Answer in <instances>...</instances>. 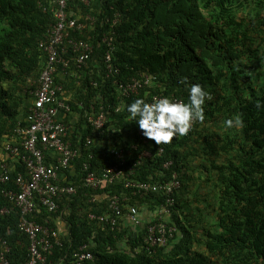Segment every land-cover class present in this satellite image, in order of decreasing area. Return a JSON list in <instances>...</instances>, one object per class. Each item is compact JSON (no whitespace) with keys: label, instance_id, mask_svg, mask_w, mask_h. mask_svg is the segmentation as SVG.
<instances>
[{"label":"trees","instance_id":"trees-1","mask_svg":"<svg viewBox=\"0 0 264 264\" xmlns=\"http://www.w3.org/2000/svg\"><path fill=\"white\" fill-rule=\"evenodd\" d=\"M97 2V7L92 6L94 0L88 6L70 2L84 24L72 35L94 46L74 97L64 95L73 114L63 121L81 155L72 162L76 175H70L69 168L59 178L79 187L59 203L56 213L40 207L39 214L30 216L39 223L48 216L52 225L56 218L65 222L67 234L49 259L68 264L79 246L91 242L93 260L86 264H264V0ZM87 16L93 17V24ZM53 23L48 0H0V163H13L2 144L17 127L27 125L30 92L45 61L40 44L48 43ZM103 33L113 38L112 62L119 69L115 79L126 82L148 74L154 77L153 85L137 95L119 93L114 78L103 71L102 56L108 50L100 42ZM63 83L71 92L69 83ZM193 83L201 84L211 99L204 104V122H194L188 135L157 145L130 122L126 104L156 94L187 102ZM90 104L95 110L105 104L110 121L101 131L86 126ZM234 115L242 117L243 127L225 128V119ZM87 135L95 140L89 147L83 145ZM119 149L126 161L124 173L127 165L139 160L132 179L161 181L176 173L181 187L167 221L180 234L169 246L146 249V225L111 228L88 218L90 212H104L114 196L123 206L149 210L164 203L158 193L132 195L123 180L97 191L82 186V163L100 172L116 161L114 151ZM168 160L171 163L163 167ZM21 169L15 161L9 180L0 182V238L10 246L12 264L26 259L28 239L17 227L19 212L3 194L15 188L13 178ZM2 208L9 212L2 213Z\"/></svg>","mask_w":264,"mask_h":264},{"label":"built area","instance_id":"built-area-1","mask_svg":"<svg viewBox=\"0 0 264 264\" xmlns=\"http://www.w3.org/2000/svg\"><path fill=\"white\" fill-rule=\"evenodd\" d=\"M70 0H49L50 11L53 13L54 24L52 25L48 43L41 44L47 56V67L42 72L37 88L32 90L31 101L26 112L27 125L17 127L9 140L4 141L2 150L6 155L19 162L22 169L13 178L14 189L4 191V197L11 204V209L19 211L18 229L27 236L28 245L26 259L17 264H53L49 259L55 246L61 245V236L55 224L50 223L51 216H48L43 223L30 218L34 213L39 214V208H44L49 214L56 213L59 203L72 194L76 193L77 187L70 180L60 182V173L71 168V174L76 172L72 167L74 162L81 155V147L74 145L70 138V126L62 118H58V113L63 115L72 113L68 103L62 97L63 86L56 83L51 77L55 64L61 65V71L67 70L74 65L81 69L87 65L93 46L90 42L76 39L71 32L77 30L81 32L84 24L79 22V17L74 16L73 9H69ZM84 5H88L90 0H78ZM90 24H93V17L87 16ZM101 42L108 50L104 55V67L108 77L112 76L113 84L121 95H137L146 86L154 84V77L148 74H140L139 78L132 77L123 82L115 79L119 73L118 67L112 62V41L110 34L104 33ZM91 84L96 86V82ZM146 95L149 93L145 90ZM162 94L152 95V97ZM175 98V97H173ZM182 100L181 98H175ZM83 106V103L79 104ZM105 104H100L95 110L92 104L85 111L87 125L94 131H101L105 124L110 121V117L104 111ZM119 108L116 109L118 111ZM109 128V126L107 127ZM140 134L141 130L139 129ZM14 141V143H12ZM95 142L91 135L85 137V147H89ZM158 152H162L159 148ZM116 161L100 172L90 170V164L83 162L80 173L82 183L85 187L98 190L105 184L116 180H123L126 188H131L132 195L136 193H158L163 196L164 203L158 206L146 221V234L144 242L145 248L151 250L156 247H167L178 235V230L174 225H168V217L171 213V206L175 203V191L180 187V182L176 174L170 179L161 181H144L130 178L135 175L136 166L133 163L127 165L126 173L123 166L126 161L123 158L122 149L115 150ZM141 154L139 157H142ZM92 155L89 154V158ZM49 160L46 163L45 160ZM140 159V158H139ZM169 164L166 162L164 166ZM14 169V165L6 162L0 164V181L7 182L9 175ZM73 172V173H72ZM76 175V174H74ZM66 178H64L65 180ZM94 201V200H93ZM123 208H127L123 210ZM2 213H8L9 209L2 208ZM136 205H125L120 203L118 196L110 198L106 203L105 211L100 214L89 213L88 218L98 224L117 228L124 224L123 221L130 222L135 228H141L142 219ZM89 244H92L89 242ZM89 244L79 246L73 253L68 264H86L92 262L93 254L89 250ZM10 246L6 240L0 238V264H12L9 258Z\"/></svg>","mask_w":264,"mask_h":264},{"label":"clouds","instance_id":"clouds-1","mask_svg":"<svg viewBox=\"0 0 264 264\" xmlns=\"http://www.w3.org/2000/svg\"><path fill=\"white\" fill-rule=\"evenodd\" d=\"M74 1L83 4L82 2H80L78 0H74ZM70 2H71V0L68 3L69 9L72 8V6H70ZM89 4H90V1H89ZM88 5H84V6H88ZM49 10H50V6H49ZM72 12H73L74 16H77L80 19V16H81L80 13H75L74 10ZM52 15H53V13H52ZM71 34H72V32H71ZM102 35H101V37H102ZM73 37H75V36H73ZM75 38L76 39H82L84 41L89 42L88 40L83 39V38H79V37H75ZM100 42H101V40H100ZM102 44L104 45L105 48H107L104 43H102ZM92 46H93V44H92ZM40 48L45 55V61H44V65H43L42 69L39 70L38 77L36 78L37 84H36L35 89L37 88V85H38V82H39V79H40L42 72L47 67V56H46V53L43 51L41 44H40ZM93 48H94V46H93ZM106 51L107 50H105V52L102 56V66H103V71L105 74H106V72H105L103 59H104V55H105ZM111 51H113V50H111ZM111 55H112V53H111ZM89 63H90V58L87 61V65L85 67L78 69L74 65H71V67L67 70V72L61 71V65H59V64L54 65V68L52 69V72H51V77L53 78L54 82L62 84L63 91H64L62 94V97L64 99H65L64 95L67 97V94H69L70 92L67 91L66 88H64L63 82H65V83L68 82L70 87L72 88V91L76 92V86H79L80 80L83 78V75L86 73L85 69L90 67ZM94 66L97 67V65H94ZM56 79L60 80L61 82H57ZM183 83L187 84V78H185ZM187 91H188L187 102L182 101V100H177V99L170 97V96H167V95L152 97L151 100H148L147 97L145 96L144 98H136L133 102H131L130 104H126L124 107L130 116V122L135 121V123L137 124V126L141 130V133L144 137L154 141L157 145L168 144L173 140L174 137H180V136L188 135V133L190 132L194 122H196V121H199L201 123L204 122V119H205L204 104H205L206 99H209V100L211 99L210 93L207 92L205 90V88L199 83L190 84L188 86ZM66 92H68V93L66 94ZM258 107H259V105H258ZM59 114L62 115L64 113L59 112L58 115ZM63 116H65V115H63ZM58 118L64 119V117H59V116H58ZM224 126L227 129L242 128L243 127V119L240 115H234L231 118L225 119ZM162 151H163V149H162ZM11 161L13 163H11L10 165H14L15 160L12 159ZM3 162H5V161L3 160L2 163ZM166 162H169V164H170L171 160L165 161V163ZM167 166H168V164L166 165V167ZM163 167H165V166L163 165ZM173 174H176V173H173ZM82 176L80 178L81 182H82ZM70 181L78 189L79 186L77 185V183H74L72 180H70ZM2 183H6V182H2ZM82 186L85 187L83 185V183H82ZM180 187H181V185H180ZM180 187L175 192L178 193ZM85 188H87V187H85ZM88 189H90V188H88ZM90 190L97 191V190H93V189H90ZM76 193H77V190H76ZM75 194H72L71 196H73ZM174 195H175V193H174ZM69 197H67V198H69ZM93 200H94V198H91L90 202H93ZM175 200H176V197H175ZM173 206H171V207H173ZM140 209L147 210L145 206L138 207V210H140ZM154 210H151L152 212H149L150 213L149 216L152 215ZM141 211H139V213ZM139 215L142 219V226H143L146 224V221L148 220V218L143 220L141 213ZM170 218H171V213L168 217V220ZM17 227H18V225H17ZM57 229H58V227H57ZM178 234H180L179 230H178Z\"/></svg>","mask_w":264,"mask_h":264},{"label":"crops","instance_id":"crops-1","mask_svg":"<svg viewBox=\"0 0 264 264\" xmlns=\"http://www.w3.org/2000/svg\"><path fill=\"white\" fill-rule=\"evenodd\" d=\"M97 4H98L97 0H94L93 7H97ZM67 93L68 92H66V94ZM75 93L76 92L71 91L69 94H67V97H74ZM58 116L59 117H64L63 114L62 115L59 114ZM149 212H152V211L149 210V209H147V210L142 209V211L140 213H141V216H142L143 220H145L146 218H148V219L150 218L151 215L149 216V214H150ZM123 223H126L127 225L133 226V225L129 224L130 222H128V221H123ZM55 224L58 227L60 236H63V235L67 234V228H66L65 222H63L60 218H56L55 219Z\"/></svg>","mask_w":264,"mask_h":264},{"label":"rangeland","instance_id":"rangeland-1","mask_svg":"<svg viewBox=\"0 0 264 264\" xmlns=\"http://www.w3.org/2000/svg\"><path fill=\"white\" fill-rule=\"evenodd\" d=\"M186 171V170H185ZM187 173L189 172V170L187 169V171H186ZM195 174H197V173H195ZM206 188H207V186H205ZM203 191H204V189H202ZM207 190V189H206ZM185 198H186V195H185ZM142 209H140L139 211H141Z\"/></svg>","mask_w":264,"mask_h":264}]
</instances>
